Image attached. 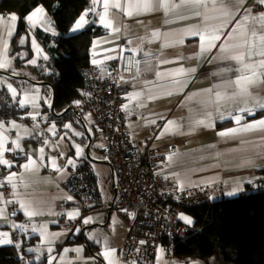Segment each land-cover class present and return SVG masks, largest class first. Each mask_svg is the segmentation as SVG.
I'll use <instances>...</instances> for the list:
<instances>
[{
	"label": "crops",
	"instance_id": "obj_1",
	"mask_svg": "<svg viewBox=\"0 0 264 264\" xmlns=\"http://www.w3.org/2000/svg\"><path fill=\"white\" fill-rule=\"evenodd\" d=\"M112 2L114 0H110V3ZM119 2L126 6V3H143V0H119ZM167 3L176 4L179 0H167ZM248 6L252 8L253 14L264 12V7L255 0H248ZM92 7L91 2L86 10ZM224 7L226 6L202 11L216 15ZM44 9L46 13L44 22L32 27L25 19L28 33L21 37L25 38V43L20 44L21 38L17 41L20 47L16 52L17 55L27 57L29 44L31 59L37 60L36 65L26 63L24 66H18L15 61L16 55L11 54L20 14L17 11H0V16L5 18V27L8 23L7 18L11 14L18 17L13 25V34L8 38L11 67L8 70L0 69V81L5 82L0 84V92L8 91L6 84L11 83L19 93L15 101L23 99L25 93H30L36 96L37 103L35 108L30 104L24 108L27 111L25 120L0 117V121L4 122L7 129L0 131H4V135L8 137V146L14 147L10 141L22 137L19 142L23 148V151L16 150L5 154V158L13 163L11 169L6 167L2 169L3 167L0 166V179H3L6 185L5 188H0V192H3L7 200L14 201V203L0 201V209L4 210V215H0V233L8 232L14 241V244L0 246H14L18 243L20 246L17 264H31L20 247L24 236L28 238L36 235L39 237L38 249L40 248V253L46 255L47 262L50 257H56L52 264H69V262L107 264L103 256L98 255L105 249L104 241H107L108 247L116 249L115 256L120 260L119 248L126 234L122 217L115 210L111 211L115 196L113 171L104 149V140L92 119L86 116L83 119L74 111L73 117L65 118L61 124L56 122L52 109L54 92L40 84L31 72V68H46L50 72L51 68L47 63L53 60L54 50L57 47L56 39L59 33L52 15L45 7ZM103 10V0H99L95 11L103 12ZM109 11L114 25L120 27L121 31L114 33L102 27L98 16L93 12L95 25L105 32L93 41L91 63L95 60L97 61L95 65L99 69L107 71L119 58L122 44L128 40L132 41L131 45L138 54V62L137 74L133 78V88L129 97L136 93L140 95L133 99L128 97L125 110L134 147L143 149L152 146L162 153L165 159L161 163L160 172L179 189L222 183L225 197L233 198L240 196L243 190L262 187L264 132H242L228 137L218 135L221 131L240 127L232 119L234 116L242 117L241 125L264 118V109L254 107L251 98L248 99L247 104L241 97L229 98L232 97L234 90V86L229 87V84L238 76L246 74L248 70L231 59H224V54L218 49L200 53V41L192 35V32L205 25L202 18L191 11L183 12V19L171 11L166 13L162 8L142 11L141 14L131 17L114 8ZM224 23L226 21H209L210 26ZM231 26L227 24L225 32ZM38 31L41 32V37ZM154 32L159 33V37H154L152 35ZM32 38L36 39L43 50L42 55L35 54L31 45ZM43 39H47L46 43ZM181 39H183L182 44L178 43ZM2 43L0 41V47ZM43 55H47L48 59H43ZM193 68L195 72L190 71ZM180 69L184 70V74L176 75ZM157 73L164 75L158 77ZM175 81L181 83L177 84ZM208 89H213V92L210 93ZM216 91L221 92L225 99L216 102ZM250 92L252 97L264 98V88L254 87ZM8 93L12 96L11 92ZM168 93L172 94L168 95ZM150 97L158 98L150 99ZM239 107H248L255 115L240 112ZM28 113H39V115L33 120ZM209 113L211 116L206 121L207 126H196L195 121L205 119L206 114ZM64 114L65 112H61L57 115L60 118ZM169 120L173 121V124L168 126V131H164ZM13 121L17 125L16 128H12ZM52 123L56 125L55 135L48 131ZM69 123L72 125L71 129L64 128V125ZM154 126H156L155 130L152 129ZM60 137L64 138L60 139ZM96 140L101 142L99 147H94ZM76 145H80L82 149L79 156L76 154ZM41 147L44 148L43 153L39 151ZM92 151L96 154H92ZM27 158L36 161L35 171H26L22 167L27 163ZM69 159L74 163L68 164ZM9 172L18 173L13 179L15 188L6 182L5 178ZM233 190H235L234 195L227 194ZM68 196L73 199L67 200ZM223 197L222 194H215L213 201ZM21 204H28L30 208H21ZM27 210H39V214L30 218L24 214ZM76 210L80 215L75 220L81 221V232L84 237L83 241L78 242L73 241L77 236L70 235L58 225L61 218L69 219L67 213ZM184 215L189 216L194 225L193 215L189 211ZM87 217H91V222L84 224L83 218ZM13 223L23 224L25 228L14 229ZM42 225H47L48 233L59 234L58 238L41 237L39 228ZM33 227L38 229L37 232L32 231ZM49 248L52 249L51 252L48 251ZM64 248H82L83 251L64 253ZM93 257L95 259H92ZM158 264L186 263L163 249L159 253Z\"/></svg>",
	"mask_w": 264,
	"mask_h": 264
},
{
	"label": "built area",
	"instance_id": "obj_2",
	"mask_svg": "<svg viewBox=\"0 0 264 264\" xmlns=\"http://www.w3.org/2000/svg\"><path fill=\"white\" fill-rule=\"evenodd\" d=\"M94 13L89 12L92 20ZM119 58L107 71L91 63L84 68V86L79 90L77 111L90 117L104 140L108 162L119 190L113 207L126 229L119 258L125 264H158L164 249L173 253L178 239L189 235L193 225L179 219L180 214L209 205L215 194L225 196L222 183L179 189L160 172L165 156L152 146L134 147L128 129L125 105L133 88L138 54L124 42ZM126 49H131L127 51ZM156 129V126L152 128ZM2 169H5L2 166ZM253 190H243L246 196ZM127 210V211H124ZM81 221L61 218L58 225L72 236L81 233ZM80 231L76 232L75 229ZM143 240L146 243L140 244Z\"/></svg>",
	"mask_w": 264,
	"mask_h": 264
},
{
	"label": "trees",
	"instance_id": "obj_3",
	"mask_svg": "<svg viewBox=\"0 0 264 264\" xmlns=\"http://www.w3.org/2000/svg\"><path fill=\"white\" fill-rule=\"evenodd\" d=\"M91 2L92 0H0L1 12L17 11L20 14L18 30L13 40L14 48L11 51L12 55H16L18 66L26 65L32 57L29 44L27 57L21 58L16 54L20 50L17 41L28 33L26 15L35 6L42 5L54 19L59 36L53 60L47 63L51 71L46 68H31V72L40 84L54 92V120L60 124L65 118L73 117L77 110L75 100L84 86V68L91 64L93 41L105 32L95 23H89L80 31L70 32L74 21L90 7ZM91 21H95V16ZM38 35L41 37V32L38 31ZM43 40L46 43L47 39ZM26 112L8 91L0 92V117L25 120ZM61 112L65 114L59 118L57 114ZM78 115L84 119L79 112ZM261 172L264 177V170ZM249 189L253 191L246 196H224L209 205L189 210L195 220L194 230L176 241L171 254L186 264H264V181L262 187ZM83 240L81 232L73 241ZM38 246V236H24L20 249L26 253L31 264H47L46 255L36 251ZM29 248L32 251H27ZM18 252V247L0 246V264H17Z\"/></svg>",
	"mask_w": 264,
	"mask_h": 264
},
{
	"label": "snow or ice",
	"instance_id": "obj_4",
	"mask_svg": "<svg viewBox=\"0 0 264 264\" xmlns=\"http://www.w3.org/2000/svg\"><path fill=\"white\" fill-rule=\"evenodd\" d=\"M99 0H92L93 7L89 10L83 12L75 21L73 26L71 27V32H77L83 29L89 23H95V21H91L88 19L89 12H94L96 16L99 18L100 25L106 29L112 30L114 33H120L121 28L116 27L114 25L113 20L110 17V9L114 8L118 11L123 12L125 15L131 17L133 15H139L141 12L153 11L154 9H164L167 13L169 11L173 12V14L180 15V18H184L183 12L191 11L194 15L202 18L204 22V27L198 28L192 32V35L197 37L200 41V53L203 52H211L213 49H218L219 52L223 53L224 59H231L235 61L237 64L243 65L245 69L248 70L246 74L238 76L236 80L229 84V87L234 86V90L232 93V97H241L243 98V102L245 104L248 103V99L251 98L254 107H259L264 109V98H255L252 97L250 89L254 87L264 88V12H260L259 14H253V10L248 6V0H179V3L169 5L167 0H143V3H126V6L121 5L119 0H114V2L110 3V0H103V12H96L95 6L98 4ZM260 6L264 7V0H255ZM221 6H226L223 8L221 12L216 15H209L206 12H203V9H216ZM176 10H180L177 12ZM46 16L45 9L42 5L35 6L34 10L28 14L25 19L29 22L32 27H35L37 23H43L44 18ZM18 20V17L15 14H11L7 18V26L5 27V18L0 16V41H2V47H0V69L8 70L11 67L8 52V38H10L14 31V22ZM211 20H222L226 21V23L221 24L219 26L209 25V21ZM227 24H231L230 28H227L225 32V28ZM259 26V27H258ZM55 34V33H53ZM154 37H159V33L154 32L152 34ZM223 38V39H222ZM225 41H229L225 43ZM25 43V38L20 39V44ZM128 44H131L132 41L128 40ZM178 43H183V39L179 40ZM31 45L35 50V54L40 56L43 54V50L40 48L35 38L31 39ZM167 46V45H165ZM127 51H131V49H126ZM110 51H114V49H110ZM121 51H125V49H121ZM14 58V57H13ZM23 58V57H21ZM110 59L112 57H109ZM43 59L47 60V55H43ZM167 62V61H165ZM30 65H36V59H30L27 61ZM93 63H97V61L93 60ZM191 72H195V69H191ZM15 75V72H13ZM184 70L180 69L176 75H183ZM164 74L157 73V76H162ZM4 81H0V84H4ZM175 83L179 84L181 81H175ZM6 87L9 92H11L12 97L15 99L19 93L17 89L12 86L11 83H7ZM211 93L213 89H208ZM172 93H168L171 95ZM140 93L134 94V96H130L129 99H133L139 97ZM158 97H150V99H157ZM216 102L225 99V96L219 92H215ZM46 102V101H45ZM21 108L27 107L29 104L35 108L37 106L36 96L34 94L25 93L24 98L18 101ZM77 105L80 104V101H75ZM51 105H49L50 107ZM127 107V106H125ZM238 110L240 112H246L249 115H255V113L249 109L248 107H239ZM39 113H28V116L31 119L36 120ZM211 114H206L205 119H200L195 121L196 126H207L206 121L210 119ZM223 118V117H221ZM232 119L235 121L237 125H240L239 128H230L225 131H221L218 133L220 137H228L234 136L242 132H264V118L260 120H255L247 124L241 125V116H234ZM151 123H155V121H151ZM173 121H167L164 131L169 130V125H172ZM17 125L13 121L12 128H16ZM72 125L65 124L64 128L71 129ZM0 130L7 131L4 126V122L0 121ZM4 131H0V166H4L8 169L13 167V163L5 158V154L7 152H14L16 150L23 151V148L19 142L22 137H18L15 140L10 141L11 145L14 147H9L8 137L4 135ZM49 132H52L53 135L56 134V125L52 123L48 129ZM163 134V133H162ZM75 135H81V133H75ZM64 137H60L63 139ZM47 143V141H45ZM40 153L44 152V148L41 147L39 149ZM82 152L80 145H76V154L79 156ZM42 158V157H41ZM74 161L72 159L68 160V164H73ZM55 167V165H53ZM22 167L26 171H35L36 170V161L27 158V163L22 165ZM57 171L59 169H56ZM18 173L9 172L8 176L5 178L7 184H10L13 188L16 187V184L13 182V179L17 177ZM5 182L3 179H0V188H5ZM228 195H234L235 190L233 192L227 193ZM73 197L68 196L67 200L71 201ZM0 201H4L7 203H14V201L7 200L4 197L3 192H0ZM21 208H30L28 204H21ZM127 211V210H124ZM15 213H13L14 215ZM28 217H34L39 214V210H27L25 213ZM0 215H4V210L0 209ZM68 218L75 220L79 217L80 213L78 210L74 212L67 213ZM179 219L182 220L185 224L191 225L193 223L192 219L184 214L179 215ZM84 224H88L91 222V217L83 218L82 221ZM14 229L25 228L23 224H12ZM37 228L33 227L32 231L37 232ZM76 232H79L80 229H75ZM39 232L41 237L43 238H58L57 233H48L47 225H42L39 228ZM0 245H8L14 244L13 239L11 238L8 232L0 233ZM93 238V237H90ZM99 243V241H97ZM140 244L146 243L141 240ZM105 249L103 252L98 255L103 256L104 260L107 261V264H122V262L115 256L116 249L110 248L107 246V241H104ZM15 247H19L20 245L17 243L14 245ZM32 251V249H29ZM52 251L51 248L48 250ZM69 251H74L76 253H81L83 251L82 248L76 249H68L64 248L63 252L68 253ZM163 251V249H161ZM56 257H50L48 259L47 264H52L53 260ZM92 259H95L93 257ZM71 264V262H69ZM126 264V262H125Z\"/></svg>",
	"mask_w": 264,
	"mask_h": 264
},
{
	"label": "water",
	"instance_id": "obj_5",
	"mask_svg": "<svg viewBox=\"0 0 264 264\" xmlns=\"http://www.w3.org/2000/svg\"><path fill=\"white\" fill-rule=\"evenodd\" d=\"M52 109H54V108H52ZM69 110V108L66 110V111H68ZM75 113H77L78 114V111L77 110H75ZM110 164V163H109ZM111 168H112V166H111ZM112 171H113V169H112ZM114 177H115V175H114V171H113V187H114V190H115V196H114V199H113V203H112V206H111V211L113 210V207H114V205H115V203H116V199H117V196H118V193H119V190H118V188H117V186H116V182H115V180H114ZM30 249V248H29ZM28 249V250H29ZM38 253H40L41 252V249L39 248V249H37L36 250Z\"/></svg>",
	"mask_w": 264,
	"mask_h": 264
},
{
	"label": "rangeland",
	"instance_id": "obj_6",
	"mask_svg": "<svg viewBox=\"0 0 264 264\" xmlns=\"http://www.w3.org/2000/svg\"><path fill=\"white\" fill-rule=\"evenodd\" d=\"M87 122H88V124L90 123V122H89V119H87ZM89 125H90V124H89ZM100 144H101V142H100L99 140H96L95 143H94V147H97V146L99 147ZM92 154H96L95 151H92ZM185 216H186V215H185ZM188 217H189V216H188Z\"/></svg>",
	"mask_w": 264,
	"mask_h": 264
}]
</instances>
